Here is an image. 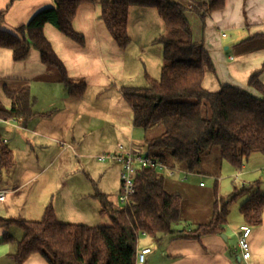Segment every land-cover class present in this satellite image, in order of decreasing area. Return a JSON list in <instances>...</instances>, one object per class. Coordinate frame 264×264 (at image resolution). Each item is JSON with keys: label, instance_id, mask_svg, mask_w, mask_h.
Listing matches in <instances>:
<instances>
[{"label": "crops", "instance_id": "0c3cea01", "mask_svg": "<svg viewBox=\"0 0 264 264\" xmlns=\"http://www.w3.org/2000/svg\"><path fill=\"white\" fill-rule=\"evenodd\" d=\"M56 1L0 0V28L16 33L40 11L55 8ZM174 1L190 6L207 0ZM188 20L193 41L204 43L214 65L213 71L205 74L204 88L217 92L233 86L257 95L248 80L261 71L259 79L264 84V0H225L224 8L212 12L205 22L192 11ZM72 25L83 36L82 44L51 24H46L43 32L71 84L84 85V91L76 96L59 82L57 72L42 62L37 50L32 49L25 60L15 61L11 50L0 48V89L27 84L33 110L26 122L0 121L4 125L0 141L12 160L8 167L0 160V190L7 191L6 199L0 201V219L39 221L52 204L63 223L106 226L108 218L103 216L108 214L102 213L96 195L106 196L116 207L122 165L100 157L119 153L120 146L141 154L145 151L144 131L134 126L133 109L122 90L146 88L151 80L160 79L164 49L158 39L166 31L163 20L154 8L131 7L130 41L125 48L107 30L100 0L81 4ZM213 166L216 169H206L203 162L193 173L178 166L162 172L167 193L181 196L182 222L172 234L142 235L137 255L146 249L150 252L144 262L136 264H264V215L260 226H249L251 258L243 259L237 249L240 228L248 226L240 207L252 192L258 189L264 194V189L257 181L239 180V173L233 184H227L219 173L229 166L219 156L213 157ZM250 184L256 186L253 191L240 194L228 205L223 233L193 237L199 226L212 222L216 202L220 206ZM12 227L0 228V264H18L12 254L23 234ZM6 233L13 234L15 242L5 243ZM3 243L12 245L13 250L1 247ZM30 259L35 255L24 264Z\"/></svg>", "mask_w": 264, "mask_h": 264}, {"label": "trees", "instance_id": "16d2710c", "mask_svg": "<svg viewBox=\"0 0 264 264\" xmlns=\"http://www.w3.org/2000/svg\"><path fill=\"white\" fill-rule=\"evenodd\" d=\"M90 0H57L55 8L37 13L31 21L10 33L0 28V48L12 51L15 61L25 60L32 49L42 62L55 70L60 83L73 96L84 91V85L73 86L61 60L44 35L51 24L68 38L82 44L83 36L73 28L78 7ZM101 18L113 40L125 48L129 44L128 19L131 7L154 8L165 24L163 67L158 81L151 80L142 89L123 88L122 94L133 109V124L144 131L146 156L167 167H181L193 173L214 151L219 160L240 168L255 153L264 154V84L261 71L253 73L249 86L257 93L224 86L217 92L204 88L207 71L214 65L204 43L193 41L188 13L194 12L205 22L212 12L222 10L225 0L196 1L190 6L174 0H100ZM3 13L0 14V26ZM10 100L7 107L0 99V121L26 122L33 116L29 86L3 88ZM144 155V153H143ZM1 165L11 164V155L0 141ZM151 168L137 170L135 194L127 205L114 207L107 197L97 194L102 213L111 225L92 227L63 223L49 204L39 221L0 219V228L17 226L23 237L16 242L12 255L18 264L31 256H40L47 264H136L137 243L142 235L158 237L172 234L182 222L181 196L168 194L165 178ZM246 185L227 202H216L210 224L199 226L193 237L221 234L224 231L228 205L240 194L254 190ZM257 189V188H256ZM240 213L248 226H260L264 215V194L258 189L241 205ZM191 234V233H190ZM5 243L15 239L6 233Z\"/></svg>", "mask_w": 264, "mask_h": 264}, {"label": "built area", "instance_id": "2783aa9c", "mask_svg": "<svg viewBox=\"0 0 264 264\" xmlns=\"http://www.w3.org/2000/svg\"><path fill=\"white\" fill-rule=\"evenodd\" d=\"M119 153H107L100 157L101 161H115L122 165L121 170V194L119 201L123 205H127L135 194V181L134 177L138 169L151 168L159 171H164L168 167L157 160L136 152L132 149H125L123 146L119 147ZM6 190H0V201L6 199ZM252 233V229L249 226H242L238 236L237 249L242 253V258L248 260L251 258V251L249 245V237ZM150 252V249L143 250L137 255L139 262H144L146 254Z\"/></svg>", "mask_w": 264, "mask_h": 264}, {"label": "rangeland", "instance_id": "374dc122", "mask_svg": "<svg viewBox=\"0 0 264 264\" xmlns=\"http://www.w3.org/2000/svg\"><path fill=\"white\" fill-rule=\"evenodd\" d=\"M163 57L164 56L162 54V58ZM161 72H162V69H161ZM0 99L3 102L4 105H6L8 107L10 106V100L5 96L3 89H0ZM3 129H4V125L2 123H0V133L2 132ZM146 151H147V149L145 147L144 155L147 154ZM217 154H218V152L217 151H214L213 154H211L210 156L205 157V159H204V167L206 169H209L210 167H211V169H212V167L214 169H216V167L213 166V157L214 156H218ZM222 162L225 164V166H229L227 169L224 168L225 167L224 166L223 167L224 169H222L220 171V173H219L220 177H223V179L226 181L227 184H229V185L230 184H233L232 183L233 180H236L235 175H237V173H239L240 176H241L239 178V180H246V181L248 180L250 182L257 181V182H259V184L262 187V189H264V154L255 153V154L251 155L248 158V162H247V160L244 161L243 165H246L247 166V164H249L248 167H247V169H243V168H241V169H239V168L238 169H235L227 161L222 160ZM227 163L229 165H227ZM241 172H244V174H242ZM121 190H122V188H121ZM120 194L121 193L119 191V193L117 195V202L116 201L114 202L115 205H116V207L123 206V204L119 201ZM232 204H234V203H232ZM234 206H235V204H234ZM236 208H237V206H236ZM103 218H108V219H106L107 222H108V224L106 226L111 225V221H110L109 215H104ZM12 229L13 230H18V232H20L21 234H23V231L20 228L16 227V226L12 227ZM11 236H13V238L15 239V236L13 234H11ZM1 247L8 248L10 251L13 250V246L10 245V244H4L3 243ZM33 260H36V263H32ZM12 264H15L14 261H12ZM27 264H47V263L42 258H40V256L35 255V259H30L27 262Z\"/></svg>", "mask_w": 264, "mask_h": 264}, {"label": "water", "instance_id": "95a60500", "mask_svg": "<svg viewBox=\"0 0 264 264\" xmlns=\"http://www.w3.org/2000/svg\"><path fill=\"white\" fill-rule=\"evenodd\" d=\"M225 237V236H224Z\"/></svg>", "mask_w": 264, "mask_h": 264}]
</instances>
